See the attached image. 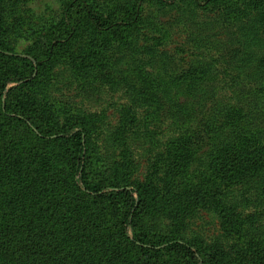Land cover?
I'll use <instances>...</instances> for the list:
<instances>
[{"label":"rangeland","instance_id":"1","mask_svg":"<svg viewBox=\"0 0 264 264\" xmlns=\"http://www.w3.org/2000/svg\"><path fill=\"white\" fill-rule=\"evenodd\" d=\"M71 1L0 0L4 28H17L2 46L33 62L0 60V225L38 220L43 250L50 240L63 251L64 238L65 254L86 257L102 221L114 229L122 218L73 190L63 142L45 143L1 114L6 97L17 96L29 98L24 115L44 131L47 112L52 132L86 129L90 181L150 189L146 223L211 264H264V156L243 163L264 152V0H87L102 18L135 9L140 17L100 32L75 11V34L57 43L43 24L62 26ZM97 39L108 50L94 58ZM79 219L85 243L67 231Z\"/></svg>","mask_w":264,"mask_h":264},{"label":"trees","instance_id":"2","mask_svg":"<svg viewBox=\"0 0 264 264\" xmlns=\"http://www.w3.org/2000/svg\"><path fill=\"white\" fill-rule=\"evenodd\" d=\"M210 1L214 0H206L205 3ZM75 11H78V13L83 12L93 27L100 32H107L120 26L133 25L140 17L139 12L135 9L129 12L112 11L105 18H102L97 12L93 11L87 0H73L65 9L62 26L51 24L48 21L43 24V27H47L48 31L56 35L57 43L69 42L75 34L76 22L72 19ZM4 18L5 8L0 5V60H5L9 63L23 62L33 66V62L28 57L12 53L2 46V39L17 29L16 26L4 28ZM107 50L97 39L93 42L91 55L94 58H98L105 54ZM259 82L261 84L259 93L264 103V59L259 70ZM28 106H30L29 98L26 101L25 99L17 98V96L11 99L6 97L1 114L6 119H10L12 123L25 126L41 138L48 139L45 143L49 141L55 144L63 142L68 147V154H70L74 162L77 180L72 187L74 188L73 190L80 194L81 199L87 200L88 198V200L95 202H107L112 209L122 210V218L119 222L120 225L118 224L114 229L107 226V219L102 221V224L96 229L97 234L93 235L89 242L92 250L86 257L82 254L76 255L71 252L65 254L64 248L68 242L63 237V251L55 252L59 247L51 248L50 240H46L48 241L49 249L43 250L46 231L40 229L42 222L30 220L26 223L25 220L10 219V221L3 222L0 225V264H86L92 257L95 258L96 255L99 257L97 264L212 263L205 258L199 248L187 241L171 238L160 232L155 224L145 222L142 214L147 209L145 198L148 199L153 196L150 189H147V195H145L144 192L139 190L134 191L127 187L119 188L117 186L103 187L99 183L90 181L87 176V168L90 166V162L87 150V134L84 127H78L66 132H52L49 129L54 113L47 112L43 117L46 127L45 131L48 130L49 132H45L42 127L33 124L30 118L24 115ZM261 151L256 149L253 152L254 160H246L243 163L250 161L262 162L264 152ZM135 194H138V198L134 197ZM85 227L86 225L81 223V219H79V222H74L67 231L72 239L85 243L81 235ZM44 228L54 229L55 234H57V231L62 232L60 226H49L48 223L44 225ZM86 231L91 232L92 230L88 227ZM56 245H62L61 241H56ZM97 246H99V249H97Z\"/></svg>","mask_w":264,"mask_h":264}]
</instances>
